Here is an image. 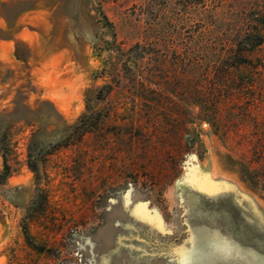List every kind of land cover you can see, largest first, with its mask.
<instances>
[{
    "label": "rangeland",
    "instance_id": "1",
    "mask_svg": "<svg viewBox=\"0 0 264 264\" xmlns=\"http://www.w3.org/2000/svg\"><path fill=\"white\" fill-rule=\"evenodd\" d=\"M264 0H0V264H264Z\"/></svg>",
    "mask_w": 264,
    "mask_h": 264
},
{
    "label": "trees",
    "instance_id": "2",
    "mask_svg": "<svg viewBox=\"0 0 264 264\" xmlns=\"http://www.w3.org/2000/svg\"><path fill=\"white\" fill-rule=\"evenodd\" d=\"M257 28L259 29L258 30V33H261V29H264V26L262 25V24H260V26H257ZM259 36H258V38L255 40V42H254V46H259V45H262L263 43H264V34H258ZM4 162H5V154H0V180H2V169H3V167H5V164H4Z\"/></svg>",
    "mask_w": 264,
    "mask_h": 264
}]
</instances>
